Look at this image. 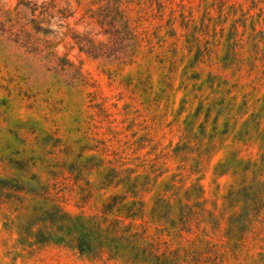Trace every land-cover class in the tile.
Returning a JSON list of instances; mask_svg holds the SVG:
<instances>
[{
  "label": "rangeland",
  "instance_id": "rangeland-1",
  "mask_svg": "<svg viewBox=\"0 0 264 264\" xmlns=\"http://www.w3.org/2000/svg\"><path fill=\"white\" fill-rule=\"evenodd\" d=\"M41 1L0 0V178L26 182L17 166L29 165L64 209L82 215H101L111 196L126 194L137 179L148 187L142 214L127 217L125 206L109 218L117 214L163 247H184L190 259L181 264H264V220L242 241L229 239L233 209L224 198L242 180H253L250 170L243 177L246 162L264 156V0H162L161 10L157 0H130L140 42L128 63L93 59L71 46L69 32L83 30L76 21L81 8L64 27L49 17L40 25L52 32L37 31L28 7ZM22 24L34 41L49 40V50L79 65L86 83L72 86L73 74L47 70L14 34ZM82 164L92 168L81 175ZM110 168L122 182L103 187ZM192 185L202 187L220 229L204 222L178 238L151 208L157 195L185 201ZM31 200L0 205V264H132L107 255L91 259L72 245L36 243V226L25 222Z\"/></svg>",
  "mask_w": 264,
  "mask_h": 264
},
{
  "label": "trees",
  "instance_id": "trees-1",
  "mask_svg": "<svg viewBox=\"0 0 264 264\" xmlns=\"http://www.w3.org/2000/svg\"><path fill=\"white\" fill-rule=\"evenodd\" d=\"M95 2L97 6L92 8L85 6L82 0H65L64 5L58 7L53 0H43L39 5L34 3L28 7L32 12L28 21L35 24L37 31L46 35L52 30L40 23L48 24V18L54 17L56 26L64 27L66 20L75 17L78 8H81L83 13L76 21L82 23L83 30L69 32L71 46L93 59L118 63L131 62L137 52L140 37L133 27V6L130 0ZM156 3L161 10L162 0H157ZM51 8H54V11L50 12ZM36 11L37 20L34 18ZM12 27L7 29L9 34L14 32ZM17 32L14 34L20 39L22 46H27L29 52L39 54L48 66L47 70L64 76L73 74L69 80L72 86L86 83L81 67L66 54L58 55L49 50V40L34 41L26 29V24L20 25ZM246 131L245 134L250 136L249 129ZM17 168L28 174V180L22 182L14 177L0 178V205L8 201L24 204L28 198L32 199L33 209L26 215L25 222H32L36 226L32 231L36 243L72 245L80 255L91 259H101L107 255L109 258H122L132 264H181L190 259V253L184 247L172 250L163 247L159 238H148L143 233L132 230L129 224H123L117 214L108 217L125 206L128 209L127 217L141 215L144 206L142 195L148 190L145 183H138L137 179L129 181L125 187L126 194L111 196L110 201L103 206L101 215L73 214L60 205L48 183H44L35 173L28 171L29 165L25 169L20 166ZM78 168L82 175L84 170H91L92 166L86 167L82 164ZM248 170L254 175L253 180H242L237 186L231 187L224 196L228 208L233 209L227 217L225 228L226 235L233 240L242 241L247 233L252 232L255 222L262 223L264 220L261 215L264 211V179L257 177L261 176V171L264 172V156L246 162L242 168L244 178ZM117 177L118 170L110 168L100 183L106 187L116 179V184H119L122 179ZM170 186L172 185H165V190ZM184 193L186 200L177 198L176 203L164 194L154 198L151 213L158 221H163L167 225L163 229H170L178 238L185 232L190 233L193 228L204 222L209 223L213 230H219L220 219L214 211L205 207L202 187L192 185L191 189H186ZM173 194L177 195L176 191ZM127 195L134 197L128 205L123 203ZM191 197L194 201H190Z\"/></svg>",
  "mask_w": 264,
  "mask_h": 264
}]
</instances>
